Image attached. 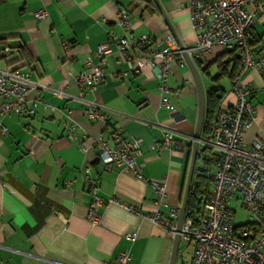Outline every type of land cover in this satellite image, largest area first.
<instances>
[{
  "label": "crops",
  "instance_id": "crops-1",
  "mask_svg": "<svg viewBox=\"0 0 264 264\" xmlns=\"http://www.w3.org/2000/svg\"><path fill=\"white\" fill-rule=\"evenodd\" d=\"M158 1L183 46H193L186 0ZM120 8L128 10L133 38L146 36L156 46L171 35L146 0H0V52L11 53L0 57V71L15 69L49 87L41 93L35 114L2 119L7 134L0 136V264H119L122 254L129 255L128 264L170 263L174 236L150 218L158 209L166 218L168 209L180 208L198 120V93L185 60L181 63L177 57L169 65L171 105L166 109L159 108L158 81L147 65L138 74L118 76L129 72V58L134 57L133 51L127 58L117 51V41L125 35L116 24ZM40 11L47 17L37 19ZM255 39L251 47L258 53L264 47V12L249 37ZM104 42H109L111 54L104 59V79L92 94L80 89L75 76L89 67L87 63L99 64L95 52ZM225 52L214 48L206 59L193 60L204 95L215 84L217 60H227ZM227 66L230 70L232 63ZM233 78L219 80L220 108L236 102ZM240 81L251 89L255 109L243 134V142L250 145L264 140V65L246 70ZM36 97L35 91L29 92V99ZM90 102L102 106L103 121L86 119ZM68 112L76 124L73 140L67 136ZM116 129L140 140L136 161L144 164L142 178L116 167L106 169L97 161L96 140H109ZM166 129L182 140L183 150L161 144ZM87 177L97 181L104 200L100 207L92 206ZM160 180H165V196L158 208L148 182ZM90 211L97 217L94 224ZM192 253L193 245L180 239L175 264H190Z\"/></svg>",
  "mask_w": 264,
  "mask_h": 264
},
{
  "label": "built area",
  "instance_id": "built-area-1",
  "mask_svg": "<svg viewBox=\"0 0 264 264\" xmlns=\"http://www.w3.org/2000/svg\"><path fill=\"white\" fill-rule=\"evenodd\" d=\"M185 7L189 11L190 26L194 32V44L186 48L192 60H204L214 48L234 51L240 59V68L233 78L232 92L236 102L229 109L221 108L215 117L214 127L209 140L204 144L214 160L213 182L208 199L202 206L197 221L185 218L180 232L177 233V221L180 208H170L166 218L155 211L151 221L164 231L192 244L193 253L190 264H264V140L254 141L247 145L243 142V134L254 119L255 109L251 104V89L240 81L241 75L248 69L264 65V47L258 53L248 46L247 40L252 29L264 12V0H186ZM35 17L43 19L46 12H37ZM117 27L125 35L117 41V51L122 57L129 58V72L118 75L126 77L129 73L138 74L143 65H147L158 81L161 95L159 108L166 109L171 105V90L168 86L169 65L177 57L183 63L182 52L177 48L171 35L164 42L153 46L146 36L133 38L127 8L117 12ZM110 34L109 37H112ZM66 46V45H65ZM9 50L0 52V57L8 58ZM111 54L109 42L97 47L95 56L100 62L82 70L75 76V82L81 90L96 94L105 75L104 59ZM49 90L48 86L31 81L15 69L0 71V136L7 134L2 119L10 115H33L41 100V93ZM31 91L37 97L29 99ZM85 117L89 121H103V108L96 102L88 103ZM69 119L67 136L74 139L76 124ZM110 140L112 146H110ZM140 140L125 137L119 129L110 135L109 140H96L97 161L106 169L112 167L130 171L142 178L143 163L136 158ZM161 144L174 146L183 150L182 140L175 139L173 130L163 132ZM82 148V151H85ZM87 173L90 168H84ZM155 190L158 208L163 206L165 196V180L148 182ZM87 184L92 195V206L100 207L103 199L98 195L97 181L87 177ZM233 199L240 202L242 210L247 213L249 224L253 229H236L235 212L230 208ZM110 203L118 204L115 200ZM132 213L133 208H126ZM96 215L90 211L91 224L96 222ZM254 230V231H253ZM134 240L133 235H127ZM130 257L122 254L119 264H128Z\"/></svg>",
  "mask_w": 264,
  "mask_h": 264
},
{
  "label": "trees",
  "instance_id": "trees-1",
  "mask_svg": "<svg viewBox=\"0 0 264 264\" xmlns=\"http://www.w3.org/2000/svg\"><path fill=\"white\" fill-rule=\"evenodd\" d=\"M146 1L154 12H158L152 0H146ZM256 42H257L256 39L249 40L248 38L247 40V44L250 47L256 44ZM222 56L227 57V60L226 61H222L220 59L217 60L218 75L212 79V81L215 84L207 90L205 95V114H204V121L201 132V139L204 141L210 139L214 127L216 114L221 109L220 102L222 101L223 98L222 96L223 90L219 85V80L224 76H227L232 79L238 73V68L240 63V59L238 55L235 54L234 51H227ZM231 63L232 66L230 67L229 70L227 64H231ZM197 64L200 67V63ZM213 164H214V160L210 155V150L205 145H199L188 202L186 206V212H185V218L187 219H192L193 221L196 222L200 215L203 204L208 199L213 182V174H212ZM185 174L183 177V187L186 177ZM235 201L239 203L238 200L235 199ZM232 210L235 212L234 209ZM236 229L252 230L253 225L249 224L248 222H245L241 225H236Z\"/></svg>",
  "mask_w": 264,
  "mask_h": 264
},
{
  "label": "water",
  "instance_id": "water-1",
  "mask_svg": "<svg viewBox=\"0 0 264 264\" xmlns=\"http://www.w3.org/2000/svg\"><path fill=\"white\" fill-rule=\"evenodd\" d=\"M154 3L157 11L159 12L160 16L162 17L166 27L168 28L171 36L173 37L177 48L182 52L183 58L193 76L194 83L197 88V93H198V101H199V110H198V120H197V125L195 129V133L193 136L192 140V149H191V154L189 158V164L187 168V173L184 181V187H183V194H182V200L180 204V212H179V217L177 221V233L180 232L182 223L185 219V212H186V206L188 202V197H189V192H190V187H191V182H192V177H193V172H194V167H195V162H196V157L198 153V147L201 144V132H202V125L204 121V114H205V95H204V90L202 87L201 79H200V74L199 71L194 63V61L188 56L186 52V48L183 46L179 38L176 36L171 23L169 22V19L165 12L163 11L161 5L159 4L158 0H152ZM179 241L180 237L179 234H176L174 236V242H173V249L171 253V258H170V263L169 264H175L177 253H178V246H179Z\"/></svg>",
  "mask_w": 264,
  "mask_h": 264
},
{
  "label": "rangeland",
  "instance_id": "rangeland-1",
  "mask_svg": "<svg viewBox=\"0 0 264 264\" xmlns=\"http://www.w3.org/2000/svg\"><path fill=\"white\" fill-rule=\"evenodd\" d=\"M230 207L232 209H235L236 210V214H235V224L236 225H241V224L245 223L246 220H247V213L240 208V202L238 203L237 201H235V199H233L232 202H231ZM191 251H192L191 246L188 247L185 250V256H186V258L190 256Z\"/></svg>",
  "mask_w": 264,
  "mask_h": 264
}]
</instances>
